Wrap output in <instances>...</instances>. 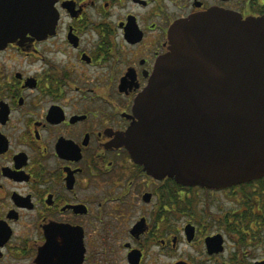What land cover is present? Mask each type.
I'll return each mask as SVG.
<instances>
[{
    "label": "flooded vegetation",
    "instance_id": "af4514ba",
    "mask_svg": "<svg viewBox=\"0 0 264 264\" xmlns=\"http://www.w3.org/2000/svg\"><path fill=\"white\" fill-rule=\"evenodd\" d=\"M22 1L0 0L1 26ZM53 6L48 35L0 37V264H264V176L187 186L120 142L175 23L264 0Z\"/></svg>",
    "mask_w": 264,
    "mask_h": 264
},
{
    "label": "water",
    "instance_id": "95a60500",
    "mask_svg": "<svg viewBox=\"0 0 264 264\" xmlns=\"http://www.w3.org/2000/svg\"><path fill=\"white\" fill-rule=\"evenodd\" d=\"M54 1L23 0L18 22L7 10L0 37L53 32ZM168 42L121 144L149 174L187 186L264 176V17L210 9L175 23Z\"/></svg>",
    "mask_w": 264,
    "mask_h": 264
},
{
    "label": "rangeland",
    "instance_id": "374dc122",
    "mask_svg": "<svg viewBox=\"0 0 264 264\" xmlns=\"http://www.w3.org/2000/svg\"><path fill=\"white\" fill-rule=\"evenodd\" d=\"M200 195L201 196H205L206 194H203L202 192H200ZM219 195L221 196V198H223V196H222V194L221 193H219ZM196 204L194 203V206H195Z\"/></svg>",
    "mask_w": 264,
    "mask_h": 264
},
{
    "label": "bare ground",
    "instance_id": "6f19581e",
    "mask_svg": "<svg viewBox=\"0 0 264 264\" xmlns=\"http://www.w3.org/2000/svg\"><path fill=\"white\" fill-rule=\"evenodd\" d=\"M203 188H207V187H203ZM207 189H210V188H207Z\"/></svg>",
    "mask_w": 264,
    "mask_h": 264
}]
</instances>
